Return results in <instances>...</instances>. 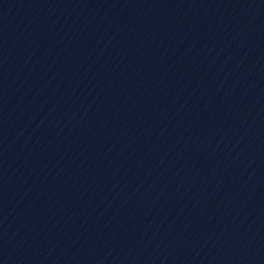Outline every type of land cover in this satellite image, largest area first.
<instances>
[{
  "label": "water",
  "instance_id": "water-1",
  "mask_svg": "<svg viewBox=\"0 0 264 264\" xmlns=\"http://www.w3.org/2000/svg\"><path fill=\"white\" fill-rule=\"evenodd\" d=\"M0 264H264V0H0Z\"/></svg>",
  "mask_w": 264,
  "mask_h": 264
}]
</instances>
